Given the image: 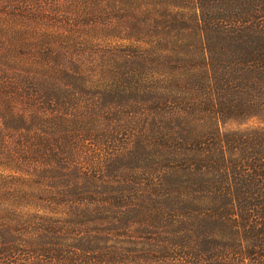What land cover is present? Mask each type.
Instances as JSON below:
<instances>
[{"label": "trees", "instance_id": "1", "mask_svg": "<svg viewBox=\"0 0 264 264\" xmlns=\"http://www.w3.org/2000/svg\"><path fill=\"white\" fill-rule=\"evenodd\" d=\"M0 264H264V0H0Z\"/></svg>", "mask_w": 264, "mask_h": 264}, {"label": "rangeland", "instance_id": "2", "mask_svg": "<svg viewBox=\"0 0 264 264\" xmlns=\"http://www.w3.org/2000/svg\"><path fill=\"white\" fill-rule=\"evenodd\" d=\"M255 123H257V121H255L254 119L248 120L245 122L235 121V120H227L223 124V128H225V129L241 128V127H244L246 125H251V124H255Z\"/></svg>", "mask_w": 264, "mask_h": 264}]
</instances>
